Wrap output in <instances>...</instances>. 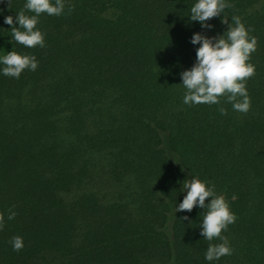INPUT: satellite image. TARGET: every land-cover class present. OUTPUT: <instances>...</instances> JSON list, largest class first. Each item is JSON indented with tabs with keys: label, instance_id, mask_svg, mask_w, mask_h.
<instances>
[{
	"label": "trees",
	"instance_id": "1",
	"mask_svg": "<svg viewBox=\"0 0 264 264\" xmlns=\"http://www.w3.org/2000/svg\"><path fill=\"white\" fill-rule=\"evenodd\" d=\"M193 2L65 0L61 15L40 14L44 47L27 48L3 22L24 0H0L5 51L38 61L0 75V264H264V0H228L222 13L256 37L243 113L223 96L182 102L189 37L227 28L190 21ZM191 175L235 214L221 232L231 255L204 260L205 210L173 213Z\"/></svg>",
	"mask_w": 264,
	"mask_h": 264
},
{
	"label": "clouds",
	"instance_id": "2",
	"mask_svg": "<svg viewBox=\"0 0 264 264\" xmlns=\"http://www.w3.org/2000/svg\"><path fill=\"white\" fill-rule=\"evenodd\" d=\"M9 3L10 0H6V7ZM64 5L65 0H24L14 15L3 16L4 24L11 29V40L27 48L44 47V35L36 27L40 14L59 16ZM229 6L228 0H194L189 8L188 19L198 22L202 29H212L213 25L208 21L217 16L221 23L227 24V28L212 36L193 32L189 37V42L194 46L198 44V47H195L191 66L179 72V84L184 89L182 102L186 105L218 104L223 96L237 112H247L250 107L245 82L254 74L255 66L250 62V54L255 51L256 37L251 35V28H246L239 16L233 15L229 20L222 15ZM37 65L34 54L17 52L12 47L0 54V75L19 78L24 69L34 71ZM218 110L221 114L225 112L223 107ZM180 192L183 196L173 206V213L191 211L194 205L205 210L199 220V233L210 242L204 251V260L215 261L221 256L231 255L232 248L221 232L236 217L223 194L214 192L208 181L192 175L181 182ZM206 197L209 198L207 203ZM15 215V211L9 210L7 219L11 220ZM181 218L188 219L187 216ZM213 238H219L220 242L211 243ZM10 244L14 251H18L23 247V238L13 235Z\"/></svg>",
	"mask_w": 264,
	"mask_h": 264
},
{
	"label": "rangeland",
	"instance_id": "3",
	"mask_svg": "<svg viewBox=\"0 0 264 264\" xmlns=\"http://www.w3.org/2000/svg\"><path fill=\"white\" fill-rule=\"evenodd\" d=\"M9 46L10 42L8 40L0 39V54H2Z\"/></svg>",
	"mask_w": 264,
	"mask_h": 264
}]
</instances>
